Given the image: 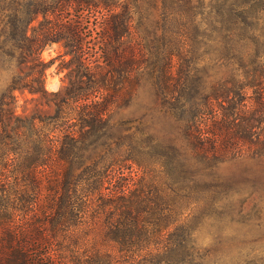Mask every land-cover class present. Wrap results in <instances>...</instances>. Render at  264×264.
Here are the masks:
<instances>
[{"label":"trees","instance_id":"obj_1","mask_svg":"<svg viewBox=\"0 0 264 264\" xmlns=\"http://www.w3.org/2000/svg\"><path fill=\"white\" fill-rule=\"evenodd\" d=\"M145 1L123 0L117 4L118 0H0V15L9 14L13 22L9 32L13 43L7 55L16 58L17 65L28 64L26 70L11 75L0 90V264H65V252L72 254L67 246L75 243L72 231L88 221L92 222V230L100 225L106 242L117 249L102 250L108 264H158L177 253L184 256L185 244L171 239L175 234L170 231L172 227L165 215L170 210L159 209L158 202L150 207L145 200L148 178L159 175L164 183L173 176L174 170L170 169L173 166L165 159H160L156 168L146 162L137 163L132 159L133 153L122 160L133 161L143 173L142 183L131 195L115 194L112 187H105L114 176L110 167L118 163V169L122 168V161L117 159L108 160L105 172L92 182L74 185L61 177L63 161L67 160L70 173L74 170L76 153L72 150L81 148L90 131L108 127L111 109L128 104L144 77H153L160 116L175 125L174 135H165L161 140L153 131L150 134L144 123L140 136L143 135L149 152L158 149L163 154L161 158L168 151L180 157L179 150L184 148L177 140H183L190 158L205 165L219 159L264 157V132H255L259 121L256 110L264 114L263 91L254 92L257 107L250 112L245 105L252 100L245 93L248 85L240 83L232 87L229 94L238 96L240 103L232 114L222 104L226 99L234 103L229 95L205 94L198 84L180 81L172 71L173 59L180 66H188L195 52L187 41L196 39L190 29L193 21L188 18L191 0H161L162 23L167 22L166 32L173 40L167 42L168 49L163 51H153L147 42L131 43L132 33L142 32L139 28L144 13L140 7ZM239 5L227 12L233 17L239 11L226 31L228 36L240 21L237 18L242 20L240 25L249 19L245 7ZM85 7L106 10L102 21L85 19L82 15ZM117 7L119 11H115ZM38 16L42 21L28 35L29 24ZM135 19L136 26L132 27ZM90 25L97 28V41L85 49L84 37L88 36ZM164 28L161 34L168 39ZM50 43H61L73 56L75 74L80 76L57 102L58 115L63 114V106L70 107V113L58 124L55 123L58 116L48 118L45 123L37 116L14 118L16 91L26 90L42 98L50 96L44 86L47 65L38 57ZM4 47L6 43H0V49ZM156 65L158 69L153 70ZM82 78H86V83ZM220 98L222 103L215 110L213 101ZM64 147L70 153H61ZM174 163V168L180 165L176 160ZM100 254L95 253L94 257L100 258Z\"/></svg>","mask_w":264,"mask_h":264},{"label":"rangeland","instance_id":"obj_2","mask_svg":"<svg viewBox=\"0 0 264 264\" xmlns=\"http://www.w3.org/2000/svg\"><path fill=\"white\" fill-rule=\"evenodd\" d=\"M121 2L123 0H118L117 4ZM190 4L188 18L193 21L190 29L196 39L187 41L195 52L188 66H180L173 59L174 75L179 76L180 81L198 84V88L203 89L205 94L216 92L229 95L234 103H228L227 99L222 103L223 99L220 98L213 101V104L215 110H218L217 104L221 102L232 114L236 113L240 103L238 96L234 98L229 94L233 92L230 89L240 83L246 84V96H251L252 100L245 105L251 112L257 107L254 92L261 89L264 94V0H191ZM239 4L245 7L249 19L240 25L242 20L237 18L240 21L228 36L226 31L233 25L232 19H236L235 14L239 11L233 17L227 12L230 7L234 8ZM160 6L161 0H146L141 5L144 22L139 32H142L132 33L131 43L138 45L147 42L153 51L168 49L167 42L173 40L169 39L171 34L166 32L167 22L162 23ZM88 9L85 7L81 11L85 19L102 21L106 10L92 8L86 11ZM114 9L120 10L119 7ZM10 20L9 14L0 15V43H6V47L0 49V90L5 88L11 75L28 67V64L17 65L16 58L7 55L11 49L9 45L13 43L9 34L13 26ZM41 21L42 17L38 16L29 24L28 35H31L32 29L38 28ZM136 21L137 19L132 27L136 26ZM88 28V36L84 37L85 49L97 41V28L94 25ZM161 28H164L163 33L168 39H163ZM38 57L47 65L44 86L50 96L42 98L39 94L26 90L16 91L12 113L14 118L19 119L37 116L44 123L48 118L58 116L55 119L58 124L66 120L64 116H68L66 114L70 113V107L63 106V114L58 115L57 102L65 96L63 94L70 83L77 81L80 76L75 74L76 63L73 56L67 53L61 43L46 45ZM158 66L153 70L158 69ZM152 80L153 77H144L128 104L111 109L108 127L105 130L90 131L81 148L72 150L76 153L74 170L70 173L67 160L63 161L64 173L61 177L74 185L87 180L92 182L105 172L108 160L122 161L129 157V153H133L132 159H136L137 163L146 162L154 168L160 159H165L173 166L171 171L175 172L164 183L159 175L148 178L145 200L150 207L158 202L159 209L166 212L170 210L165 215L172 227L170 231L175 234L171 239L182 241L186 247L182 248L183 257L177 253L158 264H264V157L219 159L205 165L206 163L190 158L187 144L183 140H177L184 148L179 150L180 157H176L177 153L168 151V155L161 158L160 154H163L158 149V152H149L147 145L143 143V135L140 136L144 123L149 133L153 131L161 140L165 135H174L175 126L168 119L164 120L157 111L158 97ZM82 81L86 83V78H82ZM56 93L60 94L59 97H53ZM256 113L259 121L255 132L262 134L264 114L257 110ZM175 115L177 118V114ZM69 123H65L66 126ZM99 132L103 133L98 138ZM218 145L223 146V143ZM64 149L61 153L69 148ZM174 160L180 163L175 168ZM118 166L116 163L110 167L114 176L111 184L107 182L105 187L113 188L115 194L120 192L131 195L139 183H142V170L133 161H122L121 169ZM159 197L163 200H159ZM141 200H144L143 196ZM96 226L92 230V222L88 221V224L72 231L75 243L67 246L72 254L65 252L62 245L58 244V248L65 252V264H78L80 261L84 264H99L100 261L108 264L102 250L116 252L117 249L106 242L102 227ZM98 248L100 249L97 250ZM95 253H101V257H94ZM73 254L74 258L69 259Z\"/></svg>","mask_w":264,"mask_h":264}]
</instances>
